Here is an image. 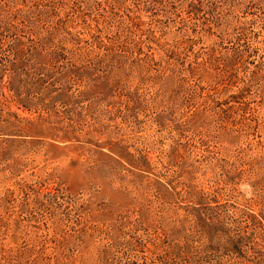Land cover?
Listing matches in <instances>:
<instances>
[{
  "label": "rangeland",
  "instance_id": "obj_1",
  "mask_svg": "<svg viewBox=\"0 0 264 264\" xmlns=\"http://www.w3.org/2000/svg\"><path fill=\"white\" fill-rule=\"evenodd\" d=\"M0 264H264V0H0Z\"/></svg>",
  "mask_w": 264,
  "mask_h": 264
}]
</instances>
